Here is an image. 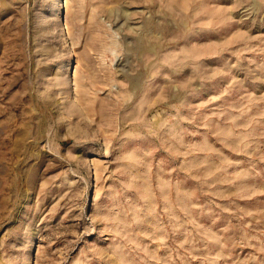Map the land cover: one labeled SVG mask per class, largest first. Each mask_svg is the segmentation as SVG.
I'll list each match as a JSON object with an SVG mask.
<instances>
[{"label": "rangeland", "instance_id": "obj_1", "mask_svg": "<svg viewBox=\"0 0 264 264\" xmlns=\"http://www.w3.org/2000/svg\"><path fill=\"white\" fill-rule=\"evenodd\" d=\"M0 264H264V0H0Z\"/></svg>", "mask_w": 264, "mask_h": 264}]
</instances>
